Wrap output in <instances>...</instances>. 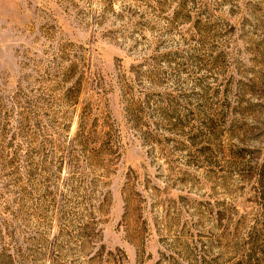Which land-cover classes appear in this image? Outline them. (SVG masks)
Returning <instances> with one entry per match:
<instances>
[{"label": "rangeland", "instance_id": "rangeland-1", "mask_svg": "<svg viewBox=\"0 0 264 264\" xmlns=\"http://www.w3.org/2000/svg\"><path fill=\"white\" fill-rule=\"evenodd\" d=\"M0 264H264V0H0Z\"/></svg>", "mask_w": 264, "mask_h": 264}]
</instances>
